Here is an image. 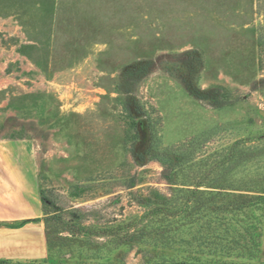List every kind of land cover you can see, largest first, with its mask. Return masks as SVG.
<instances>
[{"label":"rangeland","instance_id":"374dc122","mask_svg":"<svg viewBox=\"0 0 264 264\" xmlns=\"http://www.w3.org/2000/svg\"><path fill=\"white\" fill-rule=\"evenodd\" d=\"M235 144L259 190L264 0H0V173L34 171L48 244L0 264H146L124 235Z\"/></svg>","mask_w":264,"mask_h":264},{"label":"trees","instance_id":"16d2710c","mask_svg":"<svg viewBox=\"0 0 264 264\" xmlns=\"http://www.w3.org/2000/svg\"><path fill=\"white\" fill-rule=\"evenodd\" d=\"M236 146L229 154L234 163L220 176L176 183L173 197L158 202L156 218L124 235V243L139 244L146 264H249L259 256L264 186L254 190L251 180L226 179L252 156Z\"/></svg>","mask_w":264,"mask_h":264},{"label":"crops","instance_id":"0c3cea01","mask_svg":"<svg viewBox=\"0 0 264 264\" xmlns=\"http://www.w3.org/2000/svg\"><path fill=\"white\" fill-rule=\"evenodd\" d=\"M1 160L5 169L0 173V260H42L48 244L34 171L17 170L11 165L14 161Z\"/></svg>","mask_w":264,"mask_h":264}]
</instances>
